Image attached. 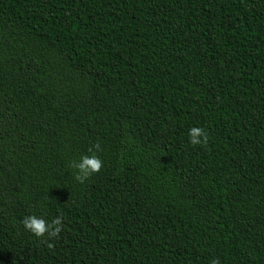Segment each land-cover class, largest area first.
Here are the masks:
<instances>
[{"label": "trees", "instance_id": "obj_1", "mask_svg": "<svg viewBox=\"0 0 264 264\" xmlns=\"http://www.w3.org/2000/svg\"><path fill=\"white\" fill-rule=\"evenodd\" d=\"M213 260L264 264V0H0V264Z\"/></svg>", "mask_w": 264, "mask_h": 264}, {"label": "clouds", "instance_id": "obj_2", "mask_svg": "<svg viewBox=\"0 0 264 264\" xmlns=\"http://www.w3.org/2000/svg\"><path fill=\"white\" fill-rule=\"evenodd\" d=\"M203 137V139H200ZM189 142L192 145H206L207 144V135L203 128L201 127H192L189 130ZM99 150V145L94 146ZM89 151H92L89 149ZM103 163L99 157L93 153L91 156L83 155L80 157L79 161H72L70 167L75 169L74 179L83 183L93 174L100 171ZM22 226L25 230L34 234L36 237H44L47 233L48 237L56 238L59 236V233L63 228V221L61 217L54 218L50 223L42 217H37L36 215L25 216L21 221ZM47 242V241H45ZM51 246V245H49ZM212 264H219L218 260H213Z\"/></svg>", "mask_w": 264, "mask_h": 264}]
</instances>
